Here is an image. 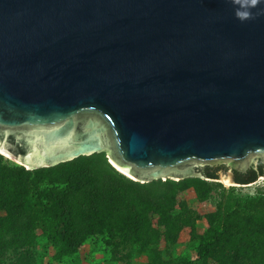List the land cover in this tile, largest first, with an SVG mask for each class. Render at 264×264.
I'll return each mask as SVG.
<instances>
[{
    "label": "water",
    "instance_id": "obj_1",
    "mask_svg": "<svg viewBox=\"0 0 264 264\" xmlns=\"http://www.w3.org/2000/svg\"><path fill=\"white\" fill-rule=\"evenodd\" d=\"M100 152L140 182L252 184L234 170L264 161V0H0V153Z\"/></svg>",
    "mask_w": 264,
    "mask_h": 264
},
{
    "label": "trees",
    "instance_id": "obj_2",
    "mask_svg": "<svg viewBox=\"0 0 264 264\" xmlns=\"http://www.w3.org/2000/svg\"><path fill=\"white\" fill-rule=\"evenodd\" d=\"M199 170L215 179L226 166ZM259 176H264L259 159L244 172L234 170L241 184ZM185 187L193 188L198 200L215 198L202 233L195 229L199 216L177 199ZM0 212V264H44L39 248L47 256L53 251L51 262H62L93 236L114 254L150 248L147 264H264V186L239 196L234 186L199 177L140 182L117 170L104 152L36 169L0 153ZM184 226L191 227L196 254L173 258L169 248Z\"/></svg>",
    "mask_w": 264,
    "mask_h": 264
},
{
    "label": "rangeland",
    "instance_id": "obj_3",
    "mask_svg": "<svg viewBox=\"0 0 264 264\" xmlns=\"http://www.w3.org/2000/svg\"><path fill=\"white\" fill-rule=\"evenodd\" d=\"M4 157L11 162H14L12 159L6 156ZM220 182L225 187L231 186V184L226 186L223 183L222 178H220ZM261 186H264V176H259L258 179L250 185L234 186V192L239 196H246L249 194H254L256 189ZM177 199L178 201H186L188 206L194 210V213L199 216L195 222V229L197 233H202L208 227L206 214L215 210V198L202 201L198 200L194 189L185 187L178 192ZM153 225L158 227L156 223V215L153 216ZM190 234V226H184L179 230L176 242L169 248V252L172 251L173 258L179 256H195V247L190 241ZM167 247L168 245L165 244V241H161V243H159V248L161 250H165ZM127 250L128 249L121 250L120 253L114 254L109 248H106L103 240L100 237L93 236L85 240L77 252L64 257L62 262L50 261L53 254L52 250L48 252L47 256L44 251L39 248V254L40 257L43 258L44 264H147L149 262L150 248H147L143 252L137 253L136 247L134 251L132 250L131 253L126 256L125 252ZM169 264L176 263L171 262Z\"/></svg>",
    "mask_w": 264,
    "mask_h": 264
},
{
    "label": "bare ground",
    "instance_id": "obj_4",
    "mask_svg": "<svg viewBox=\"0 0 264 264\" xmlns=\"http://www.w3.org/2000/svg\"><path fill=\"white\" fill-rule=\"evenodd\" d=\"M12 159V158H11ZM223 183L227 186L229 185V179L228 178H222Z\"/></svg>",
    "mask_w": 264,
    "mask_h": 264
},
{
    "label": "clouds",
    "instance_id": "obj_5",
    "mask_svg": "<svg viewBox=\"0 0 264 264\" xmlns=\"http://www.w3.org/2000/svg\"><path fill=\"white\" fill-rule=\"evenodd\" d=\"M253 3H255V0H253Z\"/></svg>",
    "mask_w": 264,
    "mask_h": 264
},
{
    "label": "flooded vegetation",
    "instance_id": "obj_6",
    "mask_svg": "<svg viewBox=\"0 0 264 264\" xmlns=\"http://www.w3.org/2000/svg\"><path fill=\"white\" fill-rule=\"evenodd\" d=\"M219 171H217V173H218Z\"/></svg>",
    "mask_w": 264,
    "mask_h": 264
}]
</instances>
